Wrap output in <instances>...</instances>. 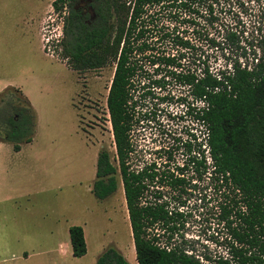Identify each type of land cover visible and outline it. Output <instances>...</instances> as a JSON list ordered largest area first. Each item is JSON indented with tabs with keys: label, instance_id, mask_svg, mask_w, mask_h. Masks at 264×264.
<instances>
[{
	"label": "rangeland",
	"instance_id": "rangeland-1",
	"mask_svg": "<svg viewBox=\"0 0 264 264\" xmlns=\"http://www.w3.org/2000/svg\"><path fill=\"white\" fill-rule=\"evenodd\" d=\"M51 1L0 0V88H19L36 115L34 139L19 152L0 142V264H94L108 247L129 264H136L118 171L111 194L96 199L91 193L98 151L105 150L109 161L117 163L105 107L114 64L82 71L65 66L58 55L56 30H52L59 24V15ZM85 4L86 0H80L77 6L89 10ZM168 4L163 1L148 7L146 36L151 49L143 54H173L179 63L174 69L180 73L197 74L203 63L214 71L224 65L226 57L230 61L233 52L229 45L222 55L207 38L221 40L226 31H235L246 40L264 33V0H218L212 5L216 18L212 22L201 7L204 4ZM40 7L43 11L30 24L28 17ZM31 26L37 27L39 38ZM172 36L186 44H177ZM46 37L44 44L42 38ZM40 44L45 45L43 49ZM139 58L144 60L143 55ZM238 60L250 62V57ZM154 68L147 57L141 68L146 74L134 77L132 96L138 100V122L130 129L128 166L137 169L154 161L158 171L177 172L183 178L174 187L159 185L154 179L145 194L152 200L158 190L166 208L181 214L174 217L172 231L155 226L161 241L171 233L169 242L196 254L223 253L226 232L217 221L220 196L210 169L199 175L190 161L197 156L191 135L195 134L192 105L196 102L188 87L176 81L164 87L148 84L150 78L163 74L160 70L155 73ZM142 82L158 102L162 95L170 98L153 105L155 99L149 95L140 97L147 89L141 87ZM187 108H191L189 113ZM199 131L200 142L204 136L201 125ZM204 153L207 163L206 150ZM70 225H79L83 231L86 251L80 257L70 253ZM59 243L67 247L59 248Z\"/></svg>",
	"mask_w": 264,
	"mask_h": 264
},
{
	"label": "trees",
	"instance_id": "trees-1",
	"mask_svg": "<svg viewBox=\"0 0 264 264\" xmlns=\"http://www.w3.org/2000/svg\"><path fill=\"white\" fill-rule=\"evenodd\" d=\"M79 1L51 2L53 10H61L63 5L66 8L61 37L56 41L58 55L65 66L76 71L114 64L105 107L117 163L115 166L109 161L105 150L98 151L91 193L96 199L111 194L115 189L114 174L118 171L136 264H264V33L246 40L235 31H226L221 40L207 38L209 45L222 55L227 53L228 44L233 52L230 61L226 57L224 65L214 71L203 63L197 74L180 73L174 69L179 63L173 54H143L151 49L146 36L148 7L163 1L181 7H188L189 3L204 4L201 7L209 13L212 22L216 19L212 16V5L218 0H86L89 10L77 6ZM170 39L186 44L177 36ZM246 55L250 62L238 60ZM147 57L148 64L155 65V73L163 72L158 78H150L148 84L164 87L171 80L176 81L186 85L189 93L199 99V121L204 136L197 156L190 157V161L199 175L210 169V179L220 196L217 221L226 232L223 253L196 254L181 244L169 242L171 233L161 241L155 226L159 224L172 231L174 217L181 214L166 208V202L159 200L158 190L154 191L152 200L145 194L154 179L159 185L174 187L183 178L177 172L158 171L154 161L137 169L128 166L132 151V92L137 81L134 77L146 74L141 68ZM141 87H146L143 82ZM149 92L148 88L142 90L140 97ZM162 96V99L170 98L167 94ZM33 127L34 112L22 93L14 87L0 91V140L9 142L12 150L17 151L19 143L30 140ZM68 238L71 256H82L86 246L81 226L70 225ZM94 264L129 263L117 250L108 247Z\"/></svg>",
	"mask_w": 264,
	"mask_h": 264
},
{
	"label": "flooded vegetation",
	"instance_id": "flooded-vegetation-1",
	"mask_svg": "<svg viewBox=\"0 0 264 264\" xmlns=\"http://www.w3.org/2000/svg\"><path fill=\"white\" fill-rule=\"evenodd\" d=\"M147 95H149V97H150L149 99H151V100L155 99V102H154L153 105H158L159 102H161V101L163 102L164 100L169 99V98L162 99V97H163L162 96L161 98H159L160 101L158 102L157 101L158 98L153 96L151 90L145 96H147ZM191 96H192V101L196 102L195 105L194 104L192 105V119L194 121L193 128L195 130V134L193 133L191 135L193 136V146H195L196 153H197L198 149H199V132H200L199 131V126H200V121H199V99L196 96H194V94H192ZM133 100H134V105H133V111H132V113H133V115H132V124H135L136 122H138V120H137L138 115L135 114L136 113V110H135L136 108L135 107L138 106V102H137L138 100H137V98H134V95H133ZM186 112L189 113V109L188 108H187Z\"/></svg>",
	"mask_w": 264,
	"mask_h": 264
},
{
	"label": "crops",
	"instance_id": "crops-1",
	"mask_svg": "<svg viewBox=\"0 0 264 264\" xmlns=\"http://www.w3.org/2000/svg\"><path fill=\"white\" fill-rule=\"evenodd\" d=\"M52 2V1H51ZM51 4V3H50ZM48 6H50V5H48ZM40 11H43V7H40V8H38L37 9V11L35 12V13H33L34 15L31 17V16H29L28 17V19H27V21L30 23V21L29 20H36V19H38V17L40 16ZM27 18V17H26ZM31 24V23H30ZM29 25V24H28ZM32 27V26H31ZM28 28H30V27H28ZM26 29V28H25ZM25 29L22 31V33L24 34L25 33ZM32 31H34V32H36V34H37V36H38V30H37V27H36V29H35V27L33 26L32 28H30ZM38 38H39V36H38ZM39 42H40V40H39ZM40 46H41V49H43V45H41L40 44ZM43 52V51H42ZM46 55V54H45ZM48 57H50V56H48ZM5 85V84H4ZM6 87H14V86H10V85H6V86H2L1 88H0V91H2L4 88H6ZM14 88H17V87H14ZM18 90H19V88H17ZM20 91V90H19ZM34 112V111H33ZM35 125H36V115L34 114V127H33V134H32V136H31V138H30V140L29 141H26V142H21V143H19V149L17 150V151H13V152H19L20 150H21V147L23 146V145H26V144H29L33 139H34V134H35V130H34V128H35ZM0 142H6V141H2V140H0ZM6 143H8V144H10L9 142H6ZM10 147H11V144H10ZM12 149V148H11ZM67 234H68V229H67ZM68 243H69V238H68ZM59 248H66L67 247V245L66 244H62V243H59ZM69 246H70V244H69Z\"/></svg>",
	"mask_w": 264,
	"mask_h": 264
},
{
	"label": "built area",
	"instance_id": "built-area-1",
	"mask_svg": "<svg viewBox=\"0 0 264 264\" xmlns=\"http://www.w3.org/2000/svg\"><path fill=\"white\" fill-rule=\"evenodd\" d=\"M62 10L60 11V10H58L55 14L56 15H59L58 17H59V24H56L54 27H52V30H56V35L58 36V38L59 37H61V30H62V24H63V15L65 14V10H66V8H65V6L63 5L62 6V8H61ZM46 31V30H45ZM54 35V34H53ZM56 35H54V36H56ZM43 40H44V44L48 41V37H46V38H42ZM58 39L56 38V41H57ZM44 46L45 45H43V48H44Z\"/></svg>",
	"mask_w": 264,
	"mask_h": 264
}]
</instances>
